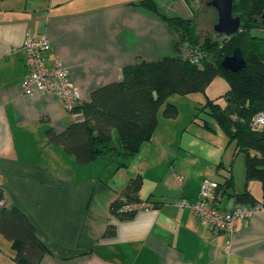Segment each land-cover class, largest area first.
<instances>
[{"label":"crops","instance_id":"obj_1","mask_svg":"<svg viewBox=\"0 0 264 264\" xmlns=\"http://www.w3.org/2000/svg\"><path fill=\"white\" fill-rule=\"evenodd\" d=\"M139 2L0 0L1 203L18 209L34 227L45 249L40 264H264V208L240 219L227 236L176 204L179 199L197 200L204 179L223 182L230 175L231 192L249 189L260 199V187L247 180L245 155L235 154L234 143L228 142L229 151L220 162L218 155L212 161L210 156L204 157L206 162L194 161L186 153L196 152L177 142V134L158 129V117L154 138L148 147L141 145L127 166L119 167L120 159L112 152L81 163L48 137L49 130L63 131L81 115L68 110L54 93L22 92L28 75L23 50L28 35L50 40L47 64L66 66L69 86L84 101L97 88L120 80L125 66L172 55L173 35L167 24ZM159 2L160 12L168 14ZM181 153L185 159H180ZM138 154L141 163L133 167ZM161 159H172L164 178L159 174ZM177 174L184 175L182 184ZM139 175L143 184L138 201L153 206L120 218L112 205ZM217 200L221 209L239 203L228 194ZM111 225L116 233L106 235ZM228 238L231 250L226 248ZM16 248L0 232V264H20Z\"/></svg>","mask_w":264,"mask_h":264},{"label":"trees","instance_id":"obj_2","mask_svg":"<svg viewBox=\"0 0 264 264\" xmlns=\"http://www.w3.org/2000/svg\"><path fill=\"white\" fill-rule=\"evenodd\" d=\"M186 1L189 4L191 0ZM139 4L167 24L173 35V54L125 66L120 80L97 88L89 101L73 108L81 115L79 120L58 133L49 130V141L63 146L81 163L112 152L120 159L119 167L127 166L141 145L155 135L161 107L166 105L167 117L178 114L175 104L168 102L173 94L203 91L217 77H223L229 83L221 95L224 104L217 98H208L204 109H210L229 144H235V154L245 155L247 180L261 182L262 197L257 199L249 189L238 195L231 192V175L218 182L215 195L219 198L228 194L240 204H260L264 208V128L255 130L251 126L254 117L264 112V0H234V14L241 17L242 23L229 36L216 31V35L207 31L206 36L202 35L197 12L193 16H171L160 12L157 0H140ZM236 48L247 64L233 72L225 69L222 61ZM194 53L200 54L199 63L191 61ZM142 184L143 177L136 176L113 203L112 209L120 218L134 215L119 209L139 200ZM3 198L0 189V232L17 245L16 260L20 264H40L45 249L34 227L18 209L4 207ZM115 233V226H109L106 235Z\"/></svg>","mask_w":264,"mask_h":264},{"label":"built area","instance_id":"obj_3","mask_svg":"<svg viewBox=\"0 0 264 264\" xmlns=\"http://www.w3.org/2000/svg\"><path fill=\"white\" fill-rule=\"evenodd\" d=\"M50 47V40L45 36L28 35L26 37L23 50L28 75L23 82L22 92L25 95H33L36 92L54 93L63 100L67 109L72 111L75 106L84 102L83 96L76 88L69 86V69L66 66L60 62L53 67L47 64L45 53ZM190 59L192 62L199 63L200 54L194 53ZM251 126L255 130L264 128V112L254 117ZM176 177L181 184L185 180L182 174H177ZM217 188L218 182L204 179L197 200L179 199L176 204L189 209L201 223L215 232L230 236L234 233L240 219L251 218L256 211L262 209V206L237 203L232 209H221L216 205ZM152 206V202L133 201L123 204L119 211L135 213L142 209L152 208ZM226 248L231 250L230 238L226 241Z\"/></svg>","mask_w":264,"mask_h":264},{"label":"rangeland","instance_id":"obj_4","mask_svg":"<svg viewBox=\"0 0 264 264\" xmlns=\"http://www.w3.org/2000/svg\"><path fill=\"white\" fill-rule=\"evenodd\" d=\"M207 0H191L189 4L186 0H160L159 4L163 11L168 14H184L188 16L196 15L198 18V29L202 35L206 36V31L215 34L214 25L218 21V13L214 7L208 5ZM204 33V34H203ZM216 35V34H215ZM204 38L202 39V41ZM229 87V83L223 77H217L213 80L203 91H196L187 95L173 94L168 102L175 104L178 110V115L175 118H166L164 116L165 106H162L159 111V125L158 129L167 134H177L176 141L183 142L185 146H189L190 149L196 153L187 151L186 154L192 156V160L208 161L204 157L210 156L212 161L218 155V162L224 157L225 151L228 152V137L223 128L218 124L217 120L210 114L208 108L204 109L207 104L208 98H217V102L224 104L225 98L221 97ZM208 107V106H207ZM208 122V124H206ZM184 135V136H183ZM155 136V135H154ZM183 136V139H182ZM154 138V137H153ZM154 140V139H153ZM150 143L144 142L142 146L148 147ZM144 147V149H145ZM201 153L202 157L198 155ZM156 156V153H152V158ZM199 156L200 158H198ZM140 154L136 156V160L133 167H136L138 161L141 163ZM186 157L181 153L180 159ZM204 159V160H203ZM179 160V159H178ZM163 165H160V176L166 172L170 167V160H159ZM217 162V163H218ZM223 167H220V169ZM224 171L226 169L224 168ZM148 185H153V179L151 176H144ZM164 178V176H162ZM222 176L220 175V179ZM257 181L262 197L261 182ZM260 197V198H261Z\"/></svg>","mask_w":264,"mask_h":264},{"label":"water","instance_id":"obj_5","mask_svg":"<svg viewBox=\"0 0 264 264\" xmlns=\"http://www.w3.org/2000/svg\"><path fill=\"white\" fill-rule=\"evenodd\" d=\"M208 5L214 7L218 13V21L214 30L226 36L236 33L241 27V17L234 14V0H210ZM264 22V15L262 17ZM247 62L242 52L236 48L232 55L226 56L222 65L225 69L238 72L245 68Z\"/></svg>","mask_w":264,"mask_h":264}]
</instances>
